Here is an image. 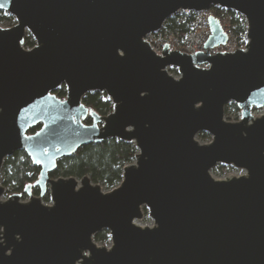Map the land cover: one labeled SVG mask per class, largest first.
I'll return each mask as SVG.
<instances>
[{
	"label": "water",
	"instance_id": "1",
	"mask_svg": "<svg viewBox=\"0 0 264 264\" xmlns=\"http://www.w3.org/2000/svg\"><path fill=\"white\" fill-rule=\"evenodd\" d=\"M213 7L246 18L245 49L210 53L227 41L213 16L202 52L165 44L159 56L145 41L180 11ZM0 12L16 22L0 26V175L24 151L41 190L4 200L0 181V264H264V0H0ZM91 92L113 112L86 106ZM230 103L239 121L225 118ZM108 139L138 149L113 190L50 177L59 160ZM218 165L246 174L219 180ZM144 208L153 226L137 223ZM104 230L111 246L94 240Z\"/></svg>",
	"mask_w": 264,
	"mask_h": 264
},
{
	"label": "trees",
	"instance_id": "2",
	"mask_svg": "<svg viewBox=\"0 0 264 264\" xmlns=\"http://www.w3.org/2000/svg\"><path fill=\"white\" fill-rule=\"evenodd\" d=\"M0 25L9 20L13 27L16 22L13 17H5L0 12ZM194 14L184 15V22H178V17L169 18L164 28L173 38L178 40L185 38L193 28ZM24 48L31 50L35 47L36 42L30 34L24 39ZM60 99L66 98L65 87L55 92ZM83 103L90 109L94 110L100 116H107L113 112V104L106 94L91 92L84 96ZM238 110L234 103L226 106ZM87 123H91L87 120ZM39 127L32 129L35 133ZM199 135L210 138L207 133ZM138 149L132 142H126L119 139H108L100 144H91L80 148L74 155L63 158L58 161L55 171L50 173V177L58 179L60 177H75L78 180L89 177L94 184H99L104 190L111 191L116 188L123 179L124 167L135 163ZM225 171V167H221ZM40 176V167L35 166L32 160L24 151H17L11 157H8L3 164L0 178L4 188L12 187L11 194H21L24 198L28 195L25 190L28 185H32V195L39 197L41 190L35 186ZM44 202H50V197L46 194L43 197ZM95 242L102 244L110 240L107 230L101 231L94 236Z\"/></svg>",
	"mask_w": 264,
	"mask_h": 264
},
{
	"label": "built area",
	"instance_id": "3",
	"mask_svg": "<svg viewBox=\"0 0 264 264\" xmlns=\"http://www.w3.org/2000/svg\"><path fill=\"white\" fill-rule=\"evenodd\" d=\"M190 14L195 15L191 32L185 38L180 40H178V38H173L171 34H169L171 41L165 44H168L170 51H180L188 54H196L197 52L204 51L205 44L211 35V28L208 21L209 16H213L217 19L227 36V41L225 44L217 46L210 51L212 55L217 53H234L239 49H245L246 45L248 44L247 20L240 13L226 8L213 7L211 11L207 13H195L193 11L186 10L180 11L175 16L178 17V22L181 23L184 22V15ZM162 29L159 32H161ZM165 32L168 33L167 30ZM156 33L146 36L145 41L149 43L157 55L162 56L165 44L155 45L152 36ZM192 33H194V40L190 42L189 35ZM200 67L209 68V65L205 64Z\"/></svg>",
	"mask_w": 264,
	"mask_h": 264
},
{
	"label": "rangeland",
	"instance_id": "4",
	"mask_svg": "<svg viewBox=\"0 0 264 264\" xmlns=\"http://www.w3.org/2000/svg\"><path fill=\"white\" fill-rule=\"evenodd\" d=\"M1 15V14H0ZM3 16L5 17H10L11 15H9L8 13H5L2 14ZM12 17V16H11ZM12 25V23L9 21V20H5L0 26L3 27V28H10ZM166 29L163 28L161 32H157L156 34H154L152 36L153 40H154V43L155 45H161V44H165V43H169L171 41V37L169 35V33H166L165 32ZM189 41L192 42L194 40V33H192L191 35H189ZM168 71L171 75H173L174 77L178 78L179 77V72L176 68L174 67H170L168 68ZM254 115L255 116H261V114H263V110L262 109H254ZM240 117H241V112L240 110H235L234 108H231L229 107L228 110L225 111V118L228 120V121H233V122H236V121H239L240 120ZM210 138H205L201 135H198L197 136V139H200V142L203 144V143H209L211 142L212 140V137L209 136ZM221 167H225V171H223L221 169ZM211 172L218 177L219 180H222V179H227V178H231V177H234V176H240V175H245L246 174V171L242 170V169H237V168H234V167H227V166H221V165H218L216 166L215 168H213L211 170ZM0 181L1 178H0ZM13 190L12 187H9V188H5V194H4V197L3 199L4 200H7L8 198H10L12 196L11 194V191ZM105 192H109V191H106L104 190ZM22 199L27 202L30 200V197L27 196L26 198L22 197ZM45 204H51V201L50 202H45ZM144 215H143V218L140 220V221H137L138 224H141V225H144L145 226H148L149 225H154V222L152 220V218L150 217L149 215V212L146 208H144ZM100 246H104V245H109L111 246L112 245V242H111V239L108 240L106 243L102 244L100 242H97Z\"/></svg>",
	"mask_w": 264,
	"mask_h": 264
},
{
	"label": "flooded vegetation",
	"instance_id": "5",
	"mask_svg": "<svg viewBox=\"0 0 264 264\" xmlns=\"http://www.w3.org/2000/svg\"><path fill=\"white\" fill-rule=\"evenodd\" d=\"M88 124H91V123H88ZM31 191H32V189H31ZM32 193V192H31ZM26 194V193H25ZM48 195H49V193H47ZM21 195V194H20ZM26 195H28V194H26ZM46 195V194H45ZM29 196V195H28ZM41 196V195H40ZM39 196V197H40ZM23 197V196H22ZM30 197V196H29ZM50 197V196H49ZM43 199V198H42ZM51 200V199H50Z\"/></svg>",
	"mask_w": 264,
	"mask_h": 264
}]
</instances>
